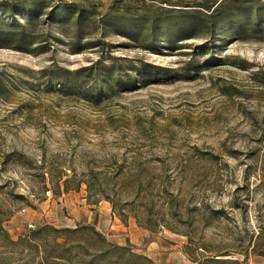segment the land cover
<instances>
[{
	"label": "rangeland",
	"instance_id": "374dc122",
	"mask_svg": "<svg viewBox=\"0 0 264 264\" xmlns=\"http://www.w3.org/2000/svg\"><path fill=\"white\" fill-rule=\"evenodd\" d=\"M65 1L97 22L115 0ZM58 24L42 27L53 36L43 53L0 48V264H69L49 255L61 239L46 238L47 257L43 233L32 239L46 224H90L119 244L113 222H99L100 201L139 228L135 241L119 245L153 264H204L216 253L264 264V24L247 38L217 33L205 51L197 46L207 39L193 38L159 52L107 27H83L82 42L109 45L80 53L69 47L75 27ZM100 57L127 72L142 61L157 73L133 85L89 81L74 89L79 77L66 70ZM89 90L100 98L87 97ZM242 247L247 253H236Z\"/></svg>",
	"mask_w": 264,
	"mask_h": 264
},
{
	"label": "trees",
	"instance_id": "16d2710c",
	"mask_svg": "<svg viewBox=\"0 0 264 264\" xmlns=\"http://www.w3.org/2000/svg\"><path fill=\"white\" fill-rule=\"evenodd\" d=\"M160 4H168L170 7L160 6L156 10L148 8L142 12L131 10L128 4L116 7V2L111 3L97 22H94L92 11H87L75 2L65 0H0V48H12L21 52L43 53L50 46L49 39L53 37L48 30L42 29L45 24L60 23L75 27V34L69 47L73 53H80L86 48L97 47L103 51L109 45L103 38L86 40L82 42L83 27H96L98 25L115 31L122 37L140 43V47L159 52L161 48L176 47V42L193 38H205L207 41L199 44L197 48L205 51L208 39H213L217 33H228L231 37H251L254 33H261L260 25L264 24V0H195V9H186L191 6L188 0H158ZM177 5L180 9L172 8ZM205 10L203 12L201 9ZM58 24V25H60ZM60 25V26H61ZM85 41V40H84ZM110 47H113L110 45ZM182 47V46H180ZM85 68L74 71L66 70L67 74L78 76L74 89L82 88V85L91 83H105L108 88L115 84L133 85L137 79L142 80L143 75L150 76L156 69L151 64L140 61L139 66L131 64L130 70L120 62L105 64L103 58ZM212 57L205 59L211 61ZM113 60V58H112ZM57 72H53V77ZM122 77H125L122 79ZM147 77V76H146ZM147 78L144 81H148ZM2 77H0V95L3 93ZM92 85V84H91ZM99 94L89 90L86 96L92 100L99 99ZM105 199L116 208L115 200L109 196ZM98 199L94 203H97ZM118 216L123 219L122 212ZM214 213V212H213ZM34 239L39 233L44 237L40 239L47 252V240L49 236L61 239L54 241L53 249L58 252L49 254L54 259H65L69 264H153L144 254L132 251L131 247L119 245L106 239L93 225L79 224L75 227L56 228L51 225H42L31 231ZM206 250L205 245L198 246ZM50 249V248H49ZM236 253L246 254L247 247H242ZM254 249V246L252 247ZM224 254H210L205 257L204 264H245L234 258H226ZM222 256V257H218Z\"/></svg>",
	"mask_w": 264,
	"mask_h": 264
},
{
	"label": "crops",
	"instance_id": "0c3cea01",
	"mask_svg": "<svg viewBox=\"0 0 264 264\" xmlns=\"http://www.w3.org/2000/svg\"><path fill=\"white\" fill-rule=\"evenodd\" d=\"M98 211L99 222L102 224L103 228H108L109 222H113L112 227H114L110 233L111 237H116V241L119 244H122L127 241L132 242L135 241L136 234L139 233V228L136 226L135 222L131 220L128 222H122L120 219L116 217V215L112 212L110 204L107 202L100 201L96 205ZM109 230V229H108ZM108 236V231H107ZM151 249V248H147ZM169 249V248H168ZM174 254L173 252L171 253Z\"/></svg>",
	"mask_w": 264,
	"mask_h": 264
}]
</instances>
